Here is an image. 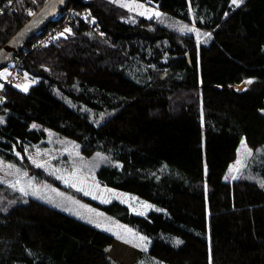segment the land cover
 I'll return each mask as SVG.
<instances>
[{"label": "trees", "instance_id": "1", "mask_svg": "<svg viewBox=\"0 0 264 264\" xmlns=\"http://www.w3.org/2000/svg\"><path fill=\"white\" fill-rule=\"evenodd\" d=\"M13 1L0 0V51L50 2L7 10ZM140 1L211 37L127 21L111 0L78 3L104 37L81 25L32 50L48 22L11 59L24 55L22 74L38 82L7 85L0 156L137 230L148 249L0 182V264H264V0ZM47 131L118 165L53 156ZM243 141L252 155L231 180Z\"/></svg>", "mask_w": 264, "mask_h": 264}, {"label": "rangeland", "instance_id": "2", "mask_svg": "<svg viewBox=\"0 0 264 264\" xmlns=\"http://www.w3.org/2000/svg\"><path fill=\"white\" fill-rule=\"evenodd\" d=\"M122 10L128 12L127 21H134L136 16H144L148 18H155L165 26L178 31L182 34L193 37L198 43H206L211 37V33H205L203 30L197 28L193 23L183 22L165 12H163L157 3L152 1L140 0H111ZM244 1V0H243ZM240 3L239 5H241ZM232 5L237 7L236 4ZM104 37V36H101ZM10 61L4 68L0 70V83L8 75V69L11 66ZM38 81L29 75H23L19 78L13 86L22 91H28L29 88ZM94 115V113H93ZM4 116L0 115V123H4ZM46 151L53 156L65 157L70 161L85 167L90 171H96L97 168L104 164L118 165L116 161L111 160L106 154L98 153L91 158L85 157L81 151L80 146L70 139L63 137L52 131H47V138L45 139ZM252 150L247 143L243 141L239 149L237 162L232 166L228 178L234 180L241 172L243 165L250 160ZM235 177V178H233ZM0 182L11 186L18 191H21L29 197L36 198L47 204H52L66 213L73 215L79 219L87 221L106 232H109L122 240L128 241L145 250L150 245V240L143 234L133 229L130 226L120 222L112 216L94 208L77 197L70 195L48 181L42 180L32 174L21 165L8 161L0 156ZM143 238V239H141ZM146 264H154L150 261ZM156 264V263H155Z\"/></svg>", "mask_w": 264, "mask_h": 264}, {"label": "built area", "instance_id": "3", "mask_svg": "<svg viewBox=\"0 0 264 264\" xmlns=\"http://www.w3.org/2000/svg\"><path fill=\"white\" fill-rule=\"evenodd\" d=\"M17 1L21 0H15L8 3L6 9L12 10ZM73 1V4H70L64 9L62 8L63 10L61 9L57 14L50 18L51 20L49 22H51V26L45 31L46 33H44V35L32 43V50L45 49L58 43L60 40L72 37L75 30L80 28L81 25H85L90 30L97 33L99 37L104 36V33L100 30L101 25L99 24L97 17L93 15L89 8H82L78 5V3H84L88 0ZM24 59V55L17 56L8 69L7 77L0 83V105L5 99L7 85L14 84L22 77V63Z\"/></svg>", "mask_w": 264, "mask_h": 264}, {"label": "water", "instance_id": "4", "mask_svg": "<svg viewBox=\"0 0 264 264\" xmlns=\"http://www.w3.org/2000/svg\"><path fill=\"white\" fill-rule=\"evenodd\" d=\"M69 0H50L26 26L0 51V70L13 59L18 51L34 37ZM191 64V58L188 56Z\"/></svg>", "mask_w": 264, "mask_h": 264}, {"label": "snow or ice", "instance_id": "5", "mask_svg": "<svg viewBox=\"0 0 264 264\" xmlns=\"http://www.w3.org/2000/svg\"><path fill=\"white\" fill-rule=\"evenodd\" d=\"M243 2V0H232V3L233 4H236L237 6H239V4L240 3H242ZM30 15H31V13H29ZM251 81H248V83H250ZM34 127H35V125H34ZM41 165H37V167H40ZM233 178H235V177H233ZM141 239H143V238H141ZM177 243H179V241H177Z\"/></svg>", "mask_w": 264, "mask_h": 264}]
</instances>
